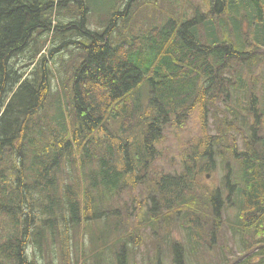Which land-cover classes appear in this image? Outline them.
Listing matches in <instances>:
<instances>
[{
  "label": "trees",
  "instance_id": "trees-1",
  "mask_svg": "<svg viewBox=\"0 0 264 264\" xmlns=\"http://www.w3.org/2000/svg\"><path fill=\"white\" fill-rule=\"evenodd\" d=\"M195 109L218 135L162 174ZM0 264H264V0H0Z\"/></svg>",
  "mask_w": 264,
  "mask_h": 264
},
{
  "label": "rangeland",
  "instance_id": "rangeland-1",
  "mask_svg": "<svg viewBox=\"0 0 264 264\" xmlns=\"http://www.w3.org/2000/svg\"><path fill=\"white\" fill-rule=\"evenodd\" d=\"M26 61L27 58L22 57L19 60L20 65L24 64ZM53 68L59 70L61 74L60 65L58 62L55 63ZM55 79L59 81L57 76H55ZM219 107V105H216L217 109ZM200 112V110L194 111L187 119L189 121H187L185 126L181 129H171L167 131L166 139L164 142L158 145V148L163 152V155L157 164V171H160V169L171 172L174 170L179 171L181 163L184 160H187V157L194 156L195 158V156L200 153L196 148V141L200 150L206 147L208 140L206 138L204 129L201 127L202 117ZM191 152H193V154ZM223 175L224 174L220 171L218 166L216 171L212 172L210 176H202L199 181L201 185L205 186L206 188L214 189L219 185V182L222 181ZM175 231L176 230H174V234L176 235ZM218 236L220 237V239L217 240L218 245L222 246L225 243L230 242V248L227 249L229 251L236 247V242L234 240L230 241L231 237L229 234H224V230H221L220 232L218 231ZM227 255L230 258H233L231 254Z\"/></svg>",
  "mask_w": 264,
  "mask_h": 264
},
{
  "label": "bare ground",
  "instance_id": "bare-ground-1",
  "mask_svg": "<svg viewBox=\"0 0 264 264\" xmlns=\"http://www.w3.org/2000/svg\"><path fill=\"white\" fill-rule=\"evenodd\" d=\"M46 152V151H45ZM66 180V179H65Z\"/></svg>",
  "mask_w": 264,
  "mask_h": 264
}]
</instances>
